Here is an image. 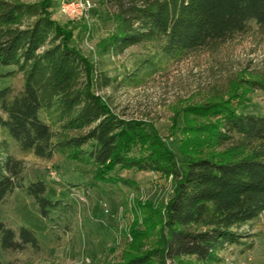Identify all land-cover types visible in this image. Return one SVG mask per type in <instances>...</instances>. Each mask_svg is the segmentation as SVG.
I'll return each instance as SVG.
<instances>
[{"label":"trees","instance_id":"1","mask_svg":"<svg viewBox=\"0 0 264 264\" xmlns=\"http://www.w3.org/2000/svg\"><path fill=\"white\" fill-rule=\"evenodd\" d=\"M110 2L120 9L121 26L106 43L107 53L156 46V52L127 75V85L151 77L163 62L244 33L252 22L264 28V0ZM55 5L56 0H0V66L13 69L8 76L21 74L24 79L20 91L0 88V204L18 189L36 200L44 219L70 212L64 200L47 195L45 180L25 183L23 162L11 154L13 141L42 160L62 153L93 166L97 180L131 186L130 180L111 174L132 169L173 177L175 190L165 220L150 209L161 226L158 246L143 249L154 225L145 233L134 231L120 264H170L187 257L215 264L225 250L246 245L249 235L241 229L264 213V115L242 114L223 102L197 107L199 112L221 113L223 120L210 139L232 147L220 155L192 157L181 143L180 165L157 133L148 132L141 121L117 115L97 95L113 80L97 73L74 46L72 32L53 19ZM28 247L42 250L33 229L0 222L2 252ZM0 264L8 263L0 257Z\"/></svg>","mask_w":264,"mask_h":264},{"label":"rangeland","instance_id":"2","mask_svg":"<svg viewBox=\"0 0 264 264\" xmlns=\"http://www.w3.org/2000/svg\"><path fill=\"white\" fill-rule=\"evenodd\" d=\"M42 0H22L34 3ZM56 0L51 10L53 19L72 32L74 46L103 73L113 80L110 87L97 92L124 119L145 124L150 133H157L168 150L182 165L181 143L192 157L220 155L232 143H212L216 127L223 116L215 111L199 112L197 107L223 102L242 113L264 115V28L252 22L242 34L189 52L176 60L163 62L158 71L143 81L127 85V75L153 53L156 46H133L120 55L105 51L106 43L120 29V9L110 0H91L94 4L87 18H69L60 11ZM69 1V0H67ZM13 69L0 66V88L20 91L21 74L8 76ZM221 110V109H220ZM44 118L45 116L42 115ZM11 154L24 165L28 184L41 179L48 183L47 195L64 200L70 212L56 220L44 219L36 200L21 190L8 195L0 204V222L17 229H33L42 246L37 252H2L8 264H120L133 242L134 231L145 233L155 227L144 241V250L157 247L161 226L155 223L154 208L165 220L167 205L175 185L172 176L156 172L117 170L114 178L130 180L131 186L97 180L95 168L58 153L42 160L23 152L13 141ZM153 211V212H154ZM158 214V213H157ZM158 214V215H159ZM156 215V216H158ZM162 232V231H161ZM242 234L249 235L246 245L232 246L221 253L215 264H264V213L245 225ZM157 244V245H156ZM251 246V247H250ZM170 264H203L187 257Z\"/></svg>","mask_w":264,"mask_h":264},{"label":"built area","instance_id":"3","mask_svg":"<svg viewBox=\"0 0 264 264\" xmlns=\"http://www.w3.org/2000/svg\"><path fill=\"white\" fill-rule=\"evenodd\" d=\"M93 7L91 0H64L61 2L60 11L69 18H87Z\"/></svg>","mask_w":264,"mask_h":264}]
</instances>
